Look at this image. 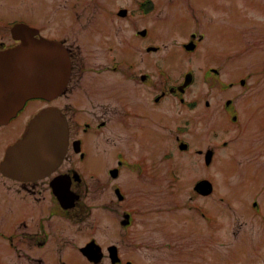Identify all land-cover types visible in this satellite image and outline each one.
<instances>
[{"label": "flooded vegetation", "instance_id": "af4514ba", "mask_svg": "<svg viewBox=\"0 0 264 264\" xmlns=\"http://www.w3.org/2000/svg\"><path fill=\"white\" fill-rule=\"evenodd\" d=\"M134 1L135 8L122 5L117 9L115 0H0V54L19 46L24 36L31 35L34 39L59 41L71 59L68 82L62 83L59 92L28 99L10 121L19 120L22 134L39 111L58 109L67 119L68 147L64 160L42 177L12 178L0 171V212L14 216L12 224L0 229V264H131L132 259L126 257L122 248L125 240L134 239L137 216L150 208V181L157 183L166 176L171 183L179 180L182 164L175 157L180 153H193L201 167L211 166L204 153L214 146L213 117L202 118L204 123L197 128L195 113L201 108L205 113L210 110L216 93L218 112L230 120L238 137L252 136L256 129L264 127V119H258L256 112L261 103L255 100L260 98L237 94L242 86L253 83V73L225 78L229 54L216 55L200 75L194 71L193 81L185 91H181V85L189 71L172 82L165 68L151 66L157 68L156 80L145 52H158L161 48L149 51V44L144 46L142 42L137 44L140 48L133 47L135 36L146 38L149 33L145 24H135L134 14L142 19L150 17L154 8L145 9L143 4L152 0ZM184 3L192 7L189 0ZM91 9L96 14L86 17V10ZM121 9L128 10L126 16H119ZM10 13L14 16L10 17ZM16 25L20 29L14 34ZM144 29L147 34L141 35L139 32ZM89 38L95 41H86ZM206 38L205 31H197L194 26L190 40L196 47L189 52L196 51ZM81 43L93 44L86 61L81 58ZM198 78L206 84L204 96L197 95L198 90L190 96ZM0 111L4 113V108L0 107ZM198 129L204 137L200 145L191 140ZM260 142L256 138L247 145L252 150H244L249 165L245 179L248 182L256 175L257 163L251 155ZM183 143L187 145L181 149ZM224 145L231 147V141ZM6 148L2 137L0 162ZM193 164L198 165L196 159ZM207 167H203V175L194 179L195 184L202 179L211 180L205 176ZM95 194L99 203L92 204ZM211 196L212 193L194 194L195 199L211 200ZM205 207L207 204H197L195 209L208 221L213 215L205 213ZM113 210L120 214L112 222L114 237L118 238L101 242L96 232L111 225L104 226L111 220ZM86 228L90 229L87 237ZM92 240L101 247L99 260L81 252ZM113 245L119 255L115 263L108 252Z\"/></svg>", "mask_w": 264, "mask_h": 264}, {"label": "rangeland", "instance_id": "374dc122", "mask_svg": "<svg viewBox=\"0 0 264 264\" xmlns=\"http://www.w3.org/2000/svg\"><path fill=\"white\" fill-rule=\"evenodd\" d=\"M115 1L117 9L122 5L136 7L134 0ZM186 1L152 0L154 11L150 17L142 19L135 13V24H145L149 33L146 38L135 36L133 47L140 48L137 44L141 42L144 46L161 45L160 51L145 52V57L157 75L156 80H159L156 69L162 67L172 82L178 81L188 70L200 75L208 63H213L216 55L229 54L225 78L235 79L241 74L253 73V83L237 90V94L243 98H260L255 100L261 103L256 106V112L260 116L258 119H264V0H197V3L189 0L192 7H188L184 3ZM95 14L91 9L86 10L85 16ZM12 16L14 14L10 13ZM196 25L197 31L204 30L207 38L199 43L195 52L190 53L185 50L184 43L190 40V33ZM86 41L92 43L95 38ZM92 45L81 43V58L85 61ZM121 49H118L119 54ZM191 90L190 96H194L197 90V95L204 96L206 84L198 78ZM213 96L214 106L206 113L203 108L195 113L197 121L194 126L199 128L204 123L202 118L213 117V131L218 134L214 135L213 148L217 152L212 165L203 167H207L205 176L215 183L216 192L211 200L209 197L195 199L194 179L203 175V167L193 153L187 156L180 153L175 157L182 164L179 180L171 183L166 176L157 183L150 181V195L147 197L150 208L137 216L133 227L134 239L125 240L122 248L126 257L134 259L137 264H264V146L259 147L264 144V127L256 129L252 136L238 137L230 120L218 112L219 95L215 93ZM19 123L17 119L2 126L0 138L4 137L6 146L20 138ZM202 136L198 129L197 135H191V140L200 145ZM256 138L262 142L256 150L253 146L255 151L251 157L257 163L254 168L256 175L248 182L245 179L249 175L246 172L249 165L245 162L244 150L251 151L247 145H252ZM223 140L231 141V147L218 145ZM195 159L198 165L193 164ZM111 198L109 195V201ZM255 201L260 204L262 214L254 212ZM91 203H99L96 194L92 195ZM197 204H207L208 207L202 210L212 212L210 220L206 221V217L202 216L203 219L199 215L200 211L195 209ZM115 217L120 218V214L113 210L111 220L108 219L104 226L111 225L105 229L102 226L96 232L101 242L118 238L114 237L112 226ZM13 219V215L0 212V229L12 224ZM89 231L86 228L85 237ZM1 245L2 242L0 254Z\"/></svg>", "mask_w": 264, "mask_h": 264}, {"label": "water", "instance_id": "95a60500", "mask_svg": "<svg viewBox=\"0 0 264 264\" xmlns=\"http://www.w3.org/2000/svg\"><path fill=\"white\" fill-rule=\"evenodd\" d=\"M16 30L17 26L13 31ZM21 45L0 54V107L5 106L4 113L0 112V124L9 121L28 97L56 95L70 76V60L62 50L61 43L25 36ZM187 48H194L192 42L187 44ZM26 49L29 54H25ZM189 80L190 76L186 83ZM67 146L68 125L65 116L58 109L47 108L39 112L29 122L23 135L7 148L1 170L14 178L45 175L63 161ZM211 156L212 151H209L208 158ZM212 187L206 180L196 185V189L205 194L210 193ZM114 250L110 249L112 256ZM83 251L89 257L99 255L93 253L91 245Z\"/></svg>", "mask_w": 264, "mask_h": 264}, {"label": "bare ground", "instance_id": "6f19581e", "mask_svg": "<svg viewBox=\"0 0 264 264\" xmlns=\"http://www.w3.org/2000/svg\"><path fill=\"white\" fill-rule=\"evenodd\" d=\"M21 46H22V45H21ZM25 54H29V51H28L27 49L25 50Z\"/></svg>", "mask_w": 264, "mask_h": 264}]
</instances>
